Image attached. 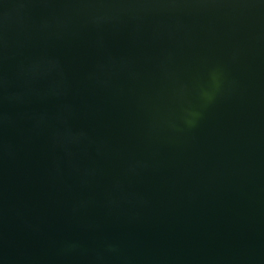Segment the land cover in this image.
Masks as SVG:
<instances>
[{"label": "water", "instance_id": "obj_1", "mask_svg": "<svg viewBox=\"0 0 264 264\" xmlns=\"http://www.w3.org/2000/svg\"><path fill=\"white\" fill-rule=\"evenodd\" d=\"M0 264H264V0H0Z\"/></svg>", "mask_w": 264, "mask_h": 264}]
</instances>
